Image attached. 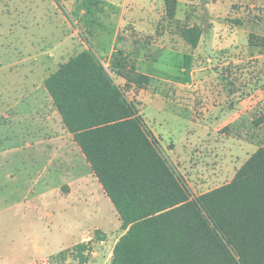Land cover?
Returning a JSON list of instances; mask_svg holds the SVG:
<instances>
[{
  "label": "rangeland",
  "instance_id": "374dc122",
  "mask_svg": "<svg viewBox=\"0 0 264 264\" xmlns=\"http://www.w3.org/2000/svg\"><path fill=\"white\" fill-rule=\"evenodd\" d=\"M178 8L170 19L156 0H0V264H80L81 243L86 264H111L129 230L98 181L64 183L87 160L44 81L81 50L107 68L124 50L150 76L141 89L112 73L195 196L264 146V0ZM193 24L198 49L181 37Z\"/></svg>",
  "mask_w": 264,
  "mask_h": 264
},
{
  "label": "trees",
  "instance_id": "16d2710c",
  "mask_svg": "<svg viewBox=\"0 0 264 264\" xmlns=\"http://www.w3.org/2000/svg\"><path fill=\"white\" fill-rule=\"evenodd\" d=\"M165 6L174 19L178 0H165ZM203 32L194 24L181 37L195 49ZM124 53L118 50L107 68L92 47L81 50L44 81L64 126L129 227L111 264H264V146L229 183L195 196L112 75L141 89L150 83ZM262 123L264 114L256 120ZM77 249L86 264L85 244Z\"/></svg>",
  "mask_w": 264,
  "mask_h": 264
},
{
  "label": "crops",
  "instance_id": "0c3cea01",
  "mask_svg": "<svg viewBox=\"0 0 264 264\" xmlns=\"http://www.w3.org/2000/svg\"><path fill=\"white\" fill-rule=\"evenodd\" d=\"M156 1H159L160 2V5H162V7H164L165 6V0H156ZM179 3H180V0H178V7H179ZM155 4V3H154ZM154 5H151V8H147V7H144V9H145V12L144 13H146V11L147 10H152V7H153ZM166 7V6H165ZM178 11H179V8H177V14H176V17H178L177 15H178ZM175 17V18H176ZM149 22V21H148ZM149 24V23H148ZM138 25V24H137ZM194 25V24H193ZM146 29V28H145ZM160 41H161V39H160ZM137 43V42H136ZM116 44V43H115ZM154 44H157V43H154ZM148 45V44H147ZM147 45H144V46H147ZM150 45V44H149ZM144 46H143V48H144ZM151 46H159V47H164V46H160L159 44H157V45H151ZM199 46V45H198ZM141 49H142V47H141ZM140 49V50H141ZM195 49H198V47L197 48H195ZM113 50V49H112ZM149 54V53H148ZM147 54V57L148 56H152L151 55V53H150V55H148ZM46 79V78H45ZM45 89H46V87H44ZM29 95L30 96H33L34 98H36V96H38V91H37V89H34V90H32V91H30L29 92ZM22 97H24V95H22ZM69 137H70V139H73V135L71 134V133H69ZM74 140V139H73ZM54 141H59V140H57V139H55ZM76 143V142H75ZM88 165V166H87ZM85 167H86V170L88 171L86 174H83V171L84 170H76L75 172H72V173H70V174H64L65 176H66V178H67V180L66 181H64V183H67V184H71V183H73V182H75V181H81L83 184H85V185H89V180H92V182H90V183H94L95 181H98V183L101 185V187H102V190L104 191V189H103V186H102V184L99 182V180H98V178L96 177V175L92 172V169H91V167H90V165L88 164V162H86V165H85ZM84 167V168H85ZM87 167H89V168H87ZM69 176V177H68ZM92 193V195L94 194L93 192H91ZM104 193H105V191H104ZM105 195H106V193H105Z\"/></svg>",
  "mask_w": 264,
  "mask_h": 264
}]
</instances>
